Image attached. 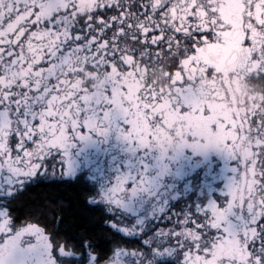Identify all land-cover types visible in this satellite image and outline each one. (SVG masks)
I'll list each match as a JSON object with an SVG mask.
<instances>
[{
	"label": "snow or ice",
	"instance_id": "6c2138e0",
	"mask_svg": "<svg viewBox=\"0 0 264 264\" xmlns=\"http://www.w3.org/2000/svg\"><path fill=\"white\" fill-rule=\"evenodd\" d=\"M252 78L264 81V0H0V264H101L106 232L91 209L155 194L167 153L151 175L154 131L186 114L173 152L216 149L234 166L222 200L168 217L149 250L182 264H264V90ZM217 82L227 91L207 103L193 95ZM110 133L132 157L127 171L80 193L78 215L61 202L51 227L42 208L17 223L30 184L66 178L75 141Z\"/></svg>",
	"mask_w": 264,
	"mask_h": 264
},
{
	"label": "trees",
	"instance_id": "16d2710c",
	"mask_svg": "<svg viewBox=\"0 0 264 264\" xmlns=\"http://www.w3.org/2000/svg\"><path fill=\"white\" fill-rule=\"evenodd\" d=\"M176 119L175 115L171 117L173 121ZM179 119H184L190 124L193 118L186 114L185 117ZM109 136L113 137L114 134L110 133ZM121 148L123 147L118 145L116 152ZM158 157L159 153L155 150L148 157V163H151L155 170L159 169L156 167L159 162ZM163 163L167 165L164 184L170 183V195L167 197L161 216L157 219L145 217L140 226L141 233L136 236L125 235L112 226L111 220H118L116 212L99 205L91 209L99 218L97 227L103 225L106 232L105 242H101L98 252L101 264L106 263L111 255L119 250L143 254V259L148 260L147 264H182L181 258L176 254L160 255V259L149 262L153 255L152 251L149 250L150 244L156 236L158 226L171 228L172 224L167 223L168 217L194 210L197 205H206L207 199L213 198V192L221 195L225 191V184L231 175L229 169L234 164L233 161L226 159L225 155L216 149L206 153L205 151L196 152L191 148H183L175 152L170 151L163 158ZM82 176L77 175L73 178H59L50 181L40 179L30 184L15 205L17 223L25 219L29 210L42 208L44 215L40 219L51 227V217L61 211V202H63L64 207L62 210L65 214L72 212L78 215L84 208L83 201L78 199L79 194L93 193L92 185L90 182L85 181ZM189 178H193V182H187L186 179ZM191 193L195 196V199L187 202L185 198L189 197ZM203 197L208 198L203 201ZM119 218L122 221H129V215L126 213ZM174 222L173 218V224Z\"/></svg>",
	"mask_w": 264,
	"mask_h": 264
},
{
	"label": "rangeland",
	"instance_id": "374dc122",
	"mask_svg": "<svg viewBox=\"0 0 264 264\" xmlns=\"http://www.w3.org/2000/svg\"><path fill=\"white\" fill-rule=\"evenodd\" d=\"M250 86L254 87L258 92H260L261 90H264V81L258 78H252L250 80ZM211 106L212 105H210V107ZM221 106L222 105H216V107H221ZM97 138H99V136H97ZM97 138H95L94 135H92L90 139H88L87 141H75V146L70 149V158L72 160L73 171L71 174H69L66 177V178H73L77 175H83L82 176L83 179L85 181L90 182V184L92 185V189H93L92 194H98L103 190L107 189L119 172L127 171L124 164L125 161L120 159L118 156H116L117 158L111 157L110 156L111 153L107 154L106 163L105 164L103 163V161L101 160V153L99 152L100 147L98 142L96 141ZM213 150L215 149L210 148L205 152L210 153ZM107 151H110L109 148H107ZM233 166L234 164L232 165V167ZM59 178H65V177L57 176L42 180L50 181ZM163 179L164 178H158L159 183L161 184L162 182L164 183ZM186 181L193 182V178L186 179ZM168 196H167V192L163 190L160 191V189L156 188L155 194L153 195L142 194L141 196L133 198L130 208L115 209L109 206L104 201H98L97 205L104 206V208L106 209L112 210L114 212H118L117 214L118 221L122 226L132 228L133 230L127 233V234H131L138 229V224H139L138 221L142 223V219H145L146 216L152 219H157L159 216H161V213L163 212L162 211L163 206L166 203ZM212 196H213L212 199H207L208 197H203V201H206L207 199V201L212 200L213 202H218L223 199L222 195H220L219 193L213 192ZM194 199L195 196L192 193L190 194L189 197L185 198L187 202H191ZM137 205H138V209L135 210L134 208ZM125 213L129 215L128 222L122 221V219L119 218L122 214ZM112 226L116 230L113 224ZM121 232L124 233L123 231ZM125 251L126 250H121V251L119 250L116 253H123ZM126 252L129 253V255L121 256V259L124 262V264H136L137 258L130 255L131 252L129 251ZM112 258H114V255H111L109 260L106 263L103 262L102 264H109V261ZM157 259H158L157 256L152 255V259H149V262ZM147 263L148 260L145 261V264Z\"/></svg>",
	"mask_w": 264,
	"mask_h": 264
},
{
	"label": "clouds",
	"instance_id": "9594fccd",
	"mask_svg": "<svg viewBox=\"0 0 264 264\" xmlns=\"http://www.w3.org/2000/svg\"><path fill=\"white\" fill-rule=\"evenodd\" d=\"M157 78H159V74L157 73ZM93 83H99L98 80L93 81ZM216 91L218 94L221 91H227L222 84L217 82V84H200L197 83L193 88V95L200 103H206L212 99V92ZM223 105L226 107L221 108L220 111H227L231 108V101L224 98L222 101ZM170 127L167 125L164 128L154 131L153 140H152V148L158 153H169L170 151H174L177 144L181 142L183 137H179L176 135L177 127L183 128L185 125V121L179 119L177 117L176 120H170Z\"/></svg>",
	"mask_w": 264,
	"mask_h": 264
},
{
	"label": "flooded vegetation",
	"instance_id": "af4514ba",
	"mask_svg": "<svg viewBox=\"0 0 264 264\" xmlns=\"http://www.w3.org/2000/svg\"><path fill=\"white\" fill-rule=\"evenodd\" d=\"M94 137L97 138L96 135H94ZM96 141L99 144V147H100V151L99 152L101 153V160L103 161L104 164L106 163L107 154L108 153H111V155H110L111 157L117 158L116 156H118L120 159H122L123 161H125L124 164H125L126 170H128V166H129V164H130V162L132 160V157L126 151L124 144L121 143V141H119L115 135L113 137H111L109 135L106 136V137L99 136V138H97ZM118 145H121L123 148H121L119 151L116 152V149H118ZM107 148H109V150H110L109 152H107ZM114 148H115V150H114ZM147 163H148V161H147ZM148 164H149V166L151 168V174L153 176H155L158 173V169L155 170V168L153 167V165L151 163H148ZM158 178H165V173L163 175L159 176ZM163 181H164V179H163ZM157 184H158L157 188L160 189V191L163 190V191L166 192L167 189H169L168 192H167V196L170 195V188H171L170 183L165 185L163 182L161 184L157 180ZM164 207H165V204L163 206L162 211H164ZM134 209L137 210L138 209V205ZM116 214H118V212H116ZM143 221H144V219H142V223H143ZM141 225L142 224L139 222L138 229L135 232H133L131 234H125V235H130V236L135 235L136 236L137 234L141 233V227H140ZM142 228H143V226H142ZM164 228H166V227H164L162 225H159L158 228H157V232L155 233V235L157 236L158 232L161 229H164ZM157 257H158V259H160V256H157Z\"/></svg>",
	"mask_w": 264,
	"mask_h": 264
}]
</instances>
